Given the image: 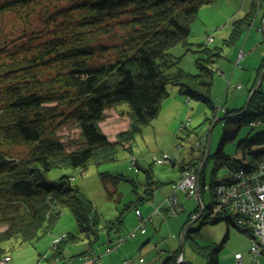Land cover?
<instances>
[{"label":"trees","instance_id":"1","mask_svg":"<svg viewBox=\"0 0 264 264\" xmlns=\"http://www.w3.org/2000/svg\"><path fill=\"white\" fill-rule=\"evenodd\" d=\"M213 1L0 0V260L10 257L3 247L5 241H38L52 230L65 208L75 214L80 231L55 241L51 259L60 262L65 259V242H76L81 233L98 238L102 229L109 236L119 234L130 210L142 214L139 206L153 201L162 182L153 179L151 169H145L151 179L148 188L101 228L93 201L73 177L52 179L50 172L56 168L86 170L117 161L119 145L130 144L160 115L171 87L215 108L212 88L224 48L208 44H200L196 50L188 48L196 54V73L180 66L181 57L170 52L180 42L190 44L192 23L202 6ZM256 7L253 1L252 11L233 22L226 45L237 44L249 30ZM263 70L264 60L257 80ZM262 84L246 110L227 109L224 119H218L225 121V128L202 172L201 224L226 222L228 228L233 225L253 235L251 227L238 224V213H213V205L218 184L230 177L218 176L222 168L251 171L264 160V129L253 125L264 122ZM124 101L130 110L120 113L127 115L131 124L111 141L101 122L107 109ZM245 124L253 126L251 132L238 142L234 155L228 154L226 143L234 140ZM73 128L79 130V136L65 137L63 132ZM205 157L206 151L197 161L193 158L183 163L182 176L202 165ZM100 175L105 185L116 187L121 180L136 181L122 173ZM207 195L210 200L215 198L210 207ZM200 211L199 203L185 226L196 220L192 216L197 217ZM199 227H187L185 243L188 233ZM228 238L229 233L221 243L207 245L193 239L191 246L207 264H220L219 254ZM116 240L111 239L109 247ZM180 255L178 249L156 264H177ZM181 264L188 263L184 260Z\"/></svg>","mask_w":264,"mask_h":264},{"label":"rangeland","instance_id":"2","mask_svg":"<svg viewBox=\"0 0 264 264\" xmlns=\"http://www.w3.org/2000/svg\"><path fill=\"white\" fill-rule=\"evenodd\" d=\"M253 1L257 2V7L252 26L237 44L226 45L225 40L232 31L233 22L252 11ZM191 27L189 47L180 42L173 46L170 52L181 57L180 66L196 73L198 72L195 63L196 54L188 48L196 50L200 44L224 48V58L216 64L217 73L212 88L215 108L203 101L188 98L180 92V88L171 87L170 96L163 102L160 115L144 127L142 132L137 133L130 144L119 145L117 161L100 167L91 165L86 170L56 168L50 172L52 179L62 175L73 177L74 182L93 201L100 216L101 228L107 221L116 219L127 203L136 200L140 194H143L144 189L148 188L151 179L145 169H151L153 179L162 182V186L156 190L153 201L140 205L139 210L147 217L150 213H158L157 209L165 207L171 194L183 180L184 176L176 183L174 189L172 188L181 176V165L189 162L193 157L202 155L197 141L204 139L208 146L212 129L210 152H215L225 128V121L218 119L224 116L227 108L246 107L250 90L258 82L257 68L264 60V0H214L202 6ZM211 37L213 41L208 42ZM240 54H243V57H240ZM261 90L264 91V80ZM127 110H130V104L126 101L106 110L101 127L111 141H116L118 134L129 128L131 124L129 117L120 113ZM252 128L251 124L243 125L237 137L226 143L225 151L234 155L238 142L245 138ZM256 129H264V122ZM63 134L65 137L77 138L79 130L73 128L71 131H64ZM129 146H132V150L128 149ZM165 158H170L171 161H166L167 163L164 164L157 163L159 160L164 161ZM202 165H198L200 170ZM211 166L212 162L209 164V169ZM106 171L122 173L136 181L133 183L121 180L117 187L113 184L105 185L100 173ZM230 172L222 168L218 176L224 178L230 175ZM178 193L181 205L178 214L165 212L163 215L155 216L152 222H146V234L140 230L135 237L122 242L117 250L106 252L111 239H126L140 226L141 218L137 210L132 209L127 213L125 224L119 234L113 233L109 236L105 229L100 231L98 238L93 234L88 236L86 233H81L76 242H65L63 257L75 260L76 264L86 262L85 254L99 257L96 264H156L172 252L182 250L183 245L182 255L185 263L207 264L205 258L192 248V240H196L201 245L221 243L229 233V238L219 254L220 264H236V253L244 256L245 264H252L251 241L235 226L228 228L226 222L201 224V220L194 223L190 221L185 226L191 212L200 202L196 195L190 197L185 191ZM214 200L215 198L210 200L207 195V206L213 205ZM191 224L194 228L200 227L197 231L189 232L186 243L182 244V235ZM79 229L75 214L69 208H65L52 230L38 241L33 243H21L15 239L5 241L3 247L12 259L5 264H52L51 256L54 253L55 241L62 239L68 233H77ZM148 237L151 241L145 245L144 242Z\"/></svg>","mask_w":264,"mask_h":264},{"label":"built area","instance_id":"3","mask_svg":"<svg viewBox=\"0 0 264 264\" xmlns=\"http://www.w3.org/2000/svg\"><path fill=\"white\" fill-rule=\"evenodd\" d=\"M209 42L213 38H209ZM243 57V54H240ZM262 121L253 123L254 126H259ZM197 146L202 152V156L206 151V141L199 139ZM164 160V159H163ZM171 161L170 158H165L164 161H157L159 164ZM200 166L193 170L184 173L182 182L177 186L175 192L171 194L167 205L161 207L158 213L167 211L170 214H178L181 209L178 192L185 191L190 197L197 196L198 170ZM229 180L218 184L216 188V201L213 205V213H219L223 210H229L240 215L238 224L242 227H251L252 234H246L251 241V255L253 256L252 264H264V160L260 161L255 170H237L230 172ZM156 212V210H155ZM141 218L140 226L133 230L126 239L119 238L112 247L107 248L108 253L117 250L128 238L135 237L138 231L142 230L146 233V222L139 213ZM196 216H193L195 218ZM92 261H98L99 257H92ZM101 257V256H100ZM11 257H5L0 260V264L11 262ZM183 260V256L179 257V262ZM87 262V261H86ZM56 264V263H53ZM58 264V261H57ZM65 264H75L74 260H68ZM236 264H245L244 256L236 254Z\"/></svg>","mask_w":264,"mask_h":264},{"label":"water","instance_id":"4","mask_svg":"<svg viewBox=\"0 0 264 264\" xmlns=\"http://www.w3.org/2000/svg\"><path fill=\"white\" fill-rule=\"evenodd\" d=\"M263 80H264V71L261 73V75H260V77H259V79H258V82H257L255 88H254L253 91L251 92L250 97H249L248 104L246 105V107H245L244 110H246V109L248 108L249 103H250V101H251V98L253 97V95L255 94V92L258 90V88H259V86L261 85V83L263 82ZM221 119H224V117H222ZM211 133H212V129H211V131H210L209 138H208V146H207V149H206V157H205L204 163H203V165H202V168H201V170H200V172H199V174H198L197 197H198V200H199V202H200V204H201V211H200L199 215L197 216L196 220L193 221V223L196 222V221H198L199 218L201 217V215H202L203 212H204V205H203V202H202V200H201V196H200V181H201V176H202L203 169H204V167H205V165H206V162H207V160H208V158H209V155L211 154V152H210V147H211V141H210V140H211ZM191 225H192V224H191ZM189 226H190V225H189ZM186 229H187V228H186ZM185 232H186V230L184 231V233H183V235H182V244H183V242H184V234H185ZM182 251H183V245H182V250H181V255H180V256H183V255H182V254H183ZM177 264H180V262H178Z\"/></svg>","mask_w":264,"mask_h":264},{"label":"crops","instance_id":"5","mask_svg":"<svg viewBox=\"0 0 264 264\" xmlns=\"http://www.w3.org/2000/svg\"><path fill=\"white\" fill-rule=\"evenodd\" d=\"M212 38V37H211ZM209 40V39H208ZM209 42V41H208ZM261 65V64H260ZM259 65V66H260ZM259 66H258V68H259ZM258 68H257V70H258ZM174 90H176V89H174ZM227 109H238V108H227ZM226 109V110H227ZM214 153V152H213ZM199 157V156H198ZM198 157H193V158H195L196 159V161H197V158ZM192 158V159H193ZM191 161V160H190ZM188 163V162H187ZM212 167V166H211ZM181 177H182V173H181V176H180V178H179V180L177 181V182H175V184H173V189H174V187H175V185H176V183H178L180 180H181ZM165 212H167V211H164L163 213H156V214H153L152 216H153V219H154V217L156 216H158V215H163ZM193 212V211H192ZM191 212V213H192ZM144 215V214H143ZM147 233V232H146ZM146 233H144V234H146ZM57 240H59V239H57ZM151 241V238L150 237H148L146 240H145V242H144V244L146 245L147 243H149ZM251 249V248H250ZM236 254H241V253H236ZM102 257V256H101ZM84 258H85V260L87 261V262H80V264H96V262L97 261H92V258L90 257V256H87V254H85V256H84ZM163 261V260H162ZM161 261V262H162ZM74 262H75V264H76V261L74 260Z\"/></svg>","mask_w":264,"mask_h":264},{"label":"bare ground","instance_id":"6","mask_svg":"<svg viewBox=\"0 0 264 264\" xmlns=\"http://www.w3.org/2000/svg\"><path fill=\"white\" fill-rule=\"evenodd\" d=\"M199 171H200V168H199ZM199 171H198V172H199ZM152 215H153V214L150 213V215L146 217V216H144V215L142 214V217L144 218V221L148 223L149 221H151V222L153 221V216H152ZM68 260H69V259H64L63 262H60L61 260H56V261H55L54 259H52L53 263H56V264H57V261H58V264H65V263H67ZM183 261H184V258H183V260L180 262V264H181ZM178 262H179V261H178ZM53 263H52V264H53Z\"/></svg>","mask_w":264,"mask_h":264}]
</instances>
